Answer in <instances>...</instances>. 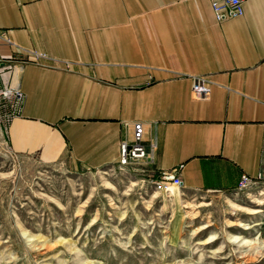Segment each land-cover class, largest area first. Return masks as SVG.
I'll use <instances>...</instances> for the list:
<instances>
[{"label":"crops","instance_id":"1","mask_svg":"<svg viewBox=\"0 0 264 264\" xmlns=\"http://www.w3.org/2000/svg\"><path fill=\"white\" fill-rule=\"evenodd\" d=\"M0 31L1 59L47 58L14 65L24 100L1 126L12 154L99 172L141 124L152 164L130 167L145 180L177 170L178 190L224 195L264 177V0L220 23L209 0H0ZM193 77L211 83L206 100L192 99Z\"/></svg>","mask_w":264,"mask_h":264},{"label":"rangeland","instance_id":"2","mask_svg":"<svg viewBox=\"0 0 264 264\" xmlns=\"http://www.w3.org/2000/svg\"><path fill=\"white\" fill-rule=\"evenodd\" d=\"M1 126L0 264H264L263 200L160 195L134 167L71 175L12 154Z\"/></svg>","mask_w":264,"mask_h":264},{"label":"built area","instance_id":"3","mask_svg":"<svg viewBox=\"0 0 264 264\" xmlns=\"http://www.w3.org/2000/svg\"><path fill=\"white\" fill-rule=\"evenodd\" d=\"M210 9L216 22H223L227 19H235L243 16L244 5L249 0H209ZM0 44L11 45L4 32L0 31ZM44 55L21 51L10 59L0 58V123L6 124L12 118L18 117L24 96L21 93L15 73V64H36L39 60H46ZM190 95L196 101L206 100L209 96L211 83L204 78H191ZM261 147L264 152V121L260 124ZM143 126L135 124L133 126L132 140L130 144L121 143L119 145V159L117 170L129 168L132 163L147 161L152 164L154 142H150L148 147L143 143ZM148 149V150H147ZM146 185L160 195H167L176 185H182L177 170L159 173L156 179L144 180ZM143 181V182H144ZM155 182H164V189H155ZM264 183V177L260 173L252 179L246 175H241L234 194H242L244 184ZM225 195V194H224ZM246 201H252L245 197ZM257 201V200H253Z\"/></svg>","mask_w":264,"mask_h":264},{"label":"bare ground","instance_id":"4","mask_svg":"<svg viewBox=\"0 0 264 264\" xmlns=\"http://www.w3.org/2000/svg\"><path fill=\"white\" fill-rule=\"evenodd\" d=\"M121 170H122V168H120V171ZM158 184H160V186L164 187V182H159ZM178 187H179V185H176V187H174V189H172V190L178 191V189H177ZM172 190H171V192H172ZM231 194H233V195H251V196L257 197L258 199L264 201V183H258V188H255V184H244V188H242V194H234V192ZM255 202H256L255 205H257V206L261 205L260 202H257V201H255ZM236 208H237V210H245L243 208H239L238 206ZM246 211H249L250 215H256V214H259L261 212L260 210H246Z\"/></svg>","mask_w":264,"mask_h":264}]
</instances>
